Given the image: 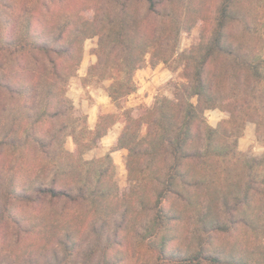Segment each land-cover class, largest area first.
<instances>
[{
	"label": "trees",
	"instance_id": "obj_1",
	"mask_svg": "<svg viewBox=\"0 0 264 264\" xmlns=\"http://www.w3.org/2000/svg\"><path fill=\"white\" fill-rule=\"evenodd\" d=\"M177 1L84 0L97 4L90 18L70 0H0V264H264V155L238 150L248 124L264 143V0H218L211 13ZM205 18L174 98L125 117L118 144L143 192L130 204L109 168L81 159L84 138L93 148L114 122L79 125L76 154L63 148L83 44L99 37L89 73L113 80L119 106L148 57L169 63ZM212 109L229 114L216 128Z\"/></svg>",
	"mask_w": 264,
	"mask_h": 264
},
{
	"label": "rangeland",
	"instance_id": "obj_2",
	"mask_svg": "<svg viewBox=\"0 0 264 264\" xmlns=\"http://www.w3.org/2000/svg\"><path fill=\"white\" fill-rule=\"evenodd\" d=\"M82 2L84 0H70L66 4L72 5L70 6L72 8L79 6L83 8L87 16L93 17V11H95L94 8H96L97 4L95 2H85L86 4H82ZM177 3L180 6L188 4L192 8H195L198 0H178ZM201 3L205 11L208 9L209 13L214 12L218 6V0H201ZM206 13L205 15H207ZM211 29V21L207 18L194 23L187 31L181 34L178 40L176 55L167 64L152 65L148 57V62L134 74L136 91L121 101L119 106L109 96V89L113 80H101L98 76H94L93 73H89L98 60L95 50L98 48L99 37L89 38L83 44L80 65L75 76L69 80L66 90V97L72 103L74 115L79 121L75 122V126H77L75 132H72V128H70V134L66 138L63 148L73 153V155L76 154L77 145L73 137L77 135L79 125L86 128L89 132H94L99 123L109 125L111 122H114V125L107 130V133L97 141L96 146L93 148H91V145L95 143L93 139L96 135L88 134L84 138L88 144L83 145L84 152L81 159L83 163L100 161L98 162L97 170L109 168L114 183V193L118 194L123 200L129 201L130 204H137L143 192L142 187L138 186L139 184L129 180L127 170L129 151L121 148L118 144L126 125L125 117L131 116L133 119L144 117L149 110L155 107L159 100L174 98L178 86L186 83L184 63L180 57L185 54H191L200 44L201 39L210 34ZM156 72H158L157 75H155ZM140 73L144 74L141 79L142 81L137 78V74ZM159 74L160 77L154 83V77L159 76ZM146 85L147 88L143 89V86ZM127 113L128 115H126ZM92 115L93 117H91ZM205 117L207 123L211 127L216 128L222 121L229 118V114L220 109H212L206 111ZM116 127L121 128V130L118 132ZM255 127L254 124L246 126L243 136L238 140V150L251 156L262 157L264 155V143L258 139ZM114 130L117 134H114ZM110 132H113V134H110ZM146 133L147 126H144L140 131V136L144 137ZM107 156H109V159H106ZM84 166V172L86 173L91 166ZM51 217V222H47L46 220L48 224L47 233L56 231L59 226L58 224H60L55 215Z\"/></svg>",
	"mask_w": 264,
	"mask_h": 264
},
{
	"label": "crops",
	"instance_id": "obj_3",
	"mask_svg": "<svg viewBox=\"0 0 264 264\" xmlns=\"http://www.w3.org/2000/svg\"><path fill=\"white\" fill-rule=\"evenodd\" d=\"M157 73H158V72H156L155 75H157ZM163 74H165V73H163ZM143 76H144V74H141V73H140V74H137V78H138V80H141ZM159 77H160V74H159V76L154 77V83H156L155 80H157ZM141 81H142V80H141ZM145 88H147V85H146V86H143V89H145ZM143 89H142V90H143ZM91 117H93V115H92ZM254 127H255V125H254ZM255 128H256V127H255ZM116 130H118V132H119V131L121 130V128H117V127H116ZM115 132H116V131L114 130V134H117V133H115ZM111 133L113 134V132H110V134H111ZM110 138H111V137H110ZM263 151H264V148H263Z\"/></svg>",
	"mask_w": 264,
	"mask_h": 264
}]
</instances>
